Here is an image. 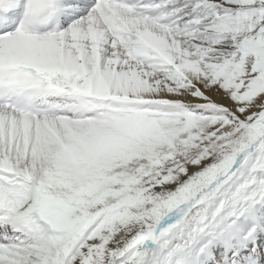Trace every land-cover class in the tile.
Here are the masks:
<instances>
[{
	"label": "snow or ice",
	"instance_id": "1",
	"mask_svg": "<svg viewBox=\"0 0 264 264\" xmlns=\"http://www.w3.org/2000/svg\"><path fill=\"white\" fill-rule=\"evenodd\" d=\"M0 264H264V0H0Z\"/></svg>",
	"mask_w": 264,
	"mask_h": 264
}]
</instances>
